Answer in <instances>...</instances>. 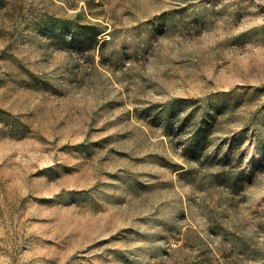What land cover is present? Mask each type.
Segmentation results:
<instances>
[{
  "label": "rangeland",
  "instance_id": "rangeland-1",
  "mask_svg": "<svg viewBox=\"0 0 264 264\" xmlns=\"http://www.w3.org/2000/svg\"><path fill=\"white\" fill-rule=\"evenodd\" d=\"M0 264H264V0H0Z\"/></svg>",
  "mask_w": 264,
  "mask_h": 264
},
{
  "label": "trees",
  "instance_id": "trees-1",
  "mask_svg": "<svg viewBox=\"0 0 264 264\" xmlns=\"http://www.w3.org/2000/svg\"><path fill=\"white\" fill-rule=\"evenodd\" d=\"M72 27V26H71ZM73 27H74V29L76 28V26H74L73 25ZM77 32H78V34L79 35H81L80 34V32L82 31V30H76ZM82 33H84L83 31H82ZM86 41H88L89 43H94V42H97V40H96V35L94 34V35H91L90 37H88V39H85V41H84V39H83V42H86ZM171 111H173V110H171ZM197 121H198V127H201V125L202 124H204L205 122H206V116L203 114V115H201V116H197Z\"/></svg>",
  "mask_w": 264,
  "mask_h": 264
}]
</instances>
